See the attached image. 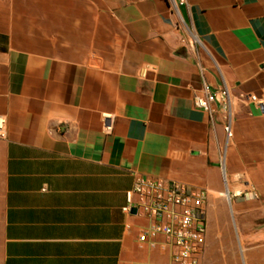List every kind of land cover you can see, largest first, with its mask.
I'll return each mask as SVG.
<instances>
[{
    "label": "crops",
    "instance_id": "0c3cea01",
    "mask_svg": "<svg viewBox=\"0 0 264 264\" xmlns=\"http://www.w3.org/2000/svg\"><path fill=\"white\" fill-rule=\"evenodd\" d=\"M0 117V264H167L137 176L205 191L200 264H264V0H0Z\"/></svg>",
    "mask_w": 264,
    "mask_h": 264
},
{
    "label": "built area",
    "instance_id": "2783aa9c",
    "mask_svg": "<svg viewBox=\"0 0 264 264\" xmlns=\"http://www.w3.org/2000/svg\"><path fill=\"white\" fill-rule=\"evenodd\" d=\"M252 102L254 96H248ZM218 102L227 108L225 89L215 93L205 92L203 97H195L194 107L211 113L210 105ZM230 137L229 125L224 127ZM5 137L4 119L0 117V138ZM238 196L242 193L238 192ZM203 190L186 187L173 181L137 176L132 187L125 192V206L122 211L142 215L150 221L137 230V241L151 249L161 245L173 248L167 264H200L205 249L206 214ZM162 241V242H160Z\"/></svg>",
    "mask_w": 264,
    "mask_h": 264
},
{
    "label": "rangeland",
    "instance_id": "374dc122",
    "mask_svg": "<svg viewBox=\"0 0 264 264\" xmlns=\"http://www.w3.org/2000/svg\"><path fill=\"white\" fill-rule=\"evenodd\" d=\"M225 196V195H224ZM222 196L214 197L217 204H223L225 205V218L226 222L231 225L232 218L229 212L228 204L226 202V198ZM206 214V212H205ZM207 218V217H206ZM217 216H213V222L217 223ZM234 246L235 251L233 254H227V253H220L218 251H214L213 254L208 259H202L201 264H247L245 259V252L244 247L240 243H237V241L234 239Z\"/></svg>",
    "mask_w": 264,
    "mask_h": 264
},
{
    "label": "water",
    "instance_id": "95a60500",
    "mask_svg": "<svg viewBox=\"0 0 264 264\" xmlns=\"http://www.w3.org/2000/svg\"><path fill=\"white\" fill-rule=\"evenodd\" d=\"M130 213H131V214H135V213H136V210H135V209H131V210H130Z\"/></svg>",
    "mask_w": 264,
    "mask_h": 264
}]
</instances>
